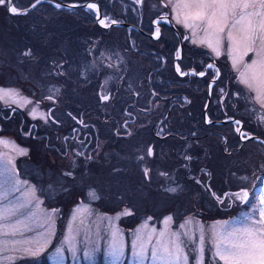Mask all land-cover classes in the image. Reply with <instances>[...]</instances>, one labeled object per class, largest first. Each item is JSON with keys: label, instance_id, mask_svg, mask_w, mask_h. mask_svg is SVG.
Instances as JSON below:
<instances>
[{"label": "rangeland", "instance_id": "374dc122", "mask_svg": "<svg viewBox=\"0 0 264 264\" xmlns=\"http://www.w3.org/2000/svg\"><path fill=\"white\" fill-rule=\"evenodd\" d=\"M124 1H118L115 6L121 7L119 13L125 14L128 8L134 9L136 7L134 4L126 5ZM24 4L28 5L29 3L26 0ZM159 5L163 6L160 2ZM152 6L156 5L153 3ZM69 13L71 14L67 15ZM82 13L78 8L71 12L64 11L61 15L54 7L42 4L32 10L29 15L20 18L0 8V17L3 19L2 25H0V88L13 89L18 93V95L11 97L5 96L4 99L0 100L2 104H12L14 107L21 108L24 112L10 126L12 129L10 133H14V135L0 134V139L12 141L17 146L28 150L27 155L21 156L12 147V144H0V154H3L6 160H13V163L8 167L15 169L19 180L28 182L27 185H19L21 191L13 193L10 199L20 197L27 186L35 185L37 196L42 201L39 212L41 216L44 213L50 215L52 223H45L42 226L39 224L34 225L35 231L29 233V235L34 236L38 232L46 231L48 228L54 230L51 242L43 248L38 256L19 259L16 264H165L162 259L153 256V249L160 239L159 232L166 229L164 220L168 216L173 217V220L167 225L168 233H181V239L184 240L182 246L188 255L187 264H198L201 256L198 241L201 226L207 234L212 226H219L224 221L239 226L237 222L252 214L253 209H256V216L258 217L259 208L262 207L259 201L264 195V144L260 142L243 143L242 153L239 154L242 155L243 161L239 163V166L232 165L235 161L228 157L226 159L228 165L222 167L221 171L219 169L220 163L217 161L214 171L221 173L215 176L218 179L224 180V177H228L230 180L234 177L239 179V183L244 181V184H249L253 173L258 174L260 177V185L251 200H248L246 204H238L233 208L225 209L220 208L219 203H210L212 197L209 190L205 188L204 180L190 185L188 177L185 175L187 171L182 169V164L188 161L185 159L188 156L186 149L188 142L186 140L168 138L166 140L167 144H164L160 150V157L164 159L162 173L169 170L170 174L162 175L163 186L159 189L150 184L153 178H161L160 172L158 174L153 172L150 176L151 181H145L144 176L141 177L138 173L132 175L129 173L128 163L131 160L134 161V155L128 154V141L125 139L113 140V132L102 122L99 138L100 148L94 153V159L89 162H76V156L73 152H68L60 159L47 146V136H44L42 141L30 137L33 143L28 144V138L23 134L30 131L28 127L32 122L42 123L43 119L39 114L47 112L44 103L46 101L50 102L48 100L40 101L41 97L55 94V89L59 88L60 92L57 97L62 98L67 107H73L76 101L79 102L84 98L76 82L68 81L56 74L59 70L62 72L63 70L74 71L82 66L85 69V75H87L88 72H92L94 69L93 63L88 61L90 59L89 50H87L85 44L82 43L81 48H78L79 38L73 37L71 42L72 36L68 32L65 33L70 24L80 25L82 21L78 19L83 18L85 20L87 18ZM138 13L132 11L135 16ZM105 16L108 21L111 19L120 21L117 19L120 15L116 16L107 12ZM179 25L183 27L181 24ZM13 29H16L14 33H12ZM54 29L60 30L63 34L65 33L63 36H68L69 42L58 38L59 41H62L61 45L60 47L54 46L53 58L48 57L50 60L48 61L45 43L51 42L49 32H53L55 35L58 34ZM184 29L191 34L192 41H197L195 44L202 45L199 43L204 35L201 30L198 29L196 35L193 36L192 30ZM83 33L86 32L83 30ZM111 33H107L108 40H116V35ZM17 36L21 38L20 41ZM28 39L35 41L36 53L42 56L37 61L22 57V62L17 58L25 49H28L27 46H30L29 43L24 44L25 40L27 42ZM15 40L18 41L15 42ZM62 53H67V61H65ZM222 53L228 69L234 73L232 78L235 79L236 77L238 82V85L232 84L233 91L230 90L229 100H233L234 96L237 97L242 105L240 111L243 115L250 113L254 119L253 122L260 126V134H264V120L260 119L261 116H264V106L255 102L246 86L240 83L239 72L233 68L231 58L227 56L226 51L222 50ZM109 56L114 59L113 54H109ZM250 56L251 54L244 58L245 63L250 61ZM100 58L102 59V57H99V59L95 57V60L98 65H103ZM36 59H38L37 56ZM158 59L154 57L153 61L147 62L148 70L160 64ZM55 61L61 65L60 69L53 68V62ZM139 66L138 64H130V67H128L129 78L139 76ZM49 71H52V75H47ZM107 77H111V74ZM130 81L133 85H136L133 83L134 79ZM23 85L28 87V93L21 90ZM155 85L158 84L155 83ZM165 86L172 87L170 83ZM232 93H234V96ZM28 100H31L32 103H26ZM82 101L84 104L90 102L86 99ZM33 108L37 112L35 118L30 115ZM23 127H25V130L22 129ZM40 128L44 131L45 125H41ZM165 128L173 129L170 125L165 126ZM174 130L178 131V128H174ZM246 131L249 132L245 128ZM149 134V131L145 133L147 136L143 138V145H141L146 150L149 144V139L147 140ZM51 135L53 140H59L56 134ZM138 150L140 151V149ZM213 151L216 152L215 149ZM217 151H222V148L218 146ZM229 163L232 167L239 168L238 176L227 173L226 167H231ZM168 165L171 169L165 168ZM115 169H120V171L117 172ZM67 172H72L73 175L71 177L65 176L64 174ZM244 177H247V179H243ZM144 183H148V185L144 186ZM169 187H176L178 191L176 193L166 191ZM92 190L97 192L99 199L92 200L89 198L88 193ZM68 198L73 200L68 201ZM199 201L201 203H196ZM85 206L88 207L89 212L78 214L76 210L78 208L83 209ZM124 209H129L132 215H120ZM53 210L55 211L53 212ZM73 216H76L77 219L73 220ZM81 218L84 219L83 225L80 224ZM188 220H191L192 223H187ZM180 224H185V228H180ZM144 225H147V227L142 229ZM69 228L72 229V234L76 237L75 250L63 242L65 237L69 235ZM112 228L119 229L123 234L124 245L119 251H113L109 244ZM138 229H142L145 235L151 232L152 229H156V233L152 236V242L148 244L143 256L140 255L138 248L132 246V241L135 239ZM185 232L193 234L194 241L184 236ZM97 236H99V239ZM213 253L214 249L206 244L203 254L204 264H223L218 258L213 259ZM13 255L23 254L13 253ZM181 264H183V261Z\"/></svg>", "mask_w": 264, "mask_h": 264}, {"label": "flooded vegetation", "instance_id": "af4514ba", "mask_svg": "<svg viewBox=\"0 0 264 264\" xmlns=\"http://www.w3.org/2000/svg\"><path fill=\"white\" fill-rule=\"evenodd\" d=\"M87 1L98 2L105 17V9L99 0L78 2ZM113 1L111 0V3L115 4ZM124 2L126 5H136L134 9L126 10L127 15L123 16L126 19L119 21L130 25H113L106 28L99 23L95 10L79 8V11L80 9L85 11L82 15L87 18L85 20L79 18L78 20L82 21L80 25L70 24L65 33H70L71 42L73 37L79 38L78 48H81L82 43L85 44L89 50L90 59L88 61L93 63L94 69L85 75V69L79 66L74 71L63 70L64 75L60 76L68 81L76 82L84 98L79 102L76 101L73 107H67L65 101L58 97L55 103L46 101L44 104L47 112L51 110L59 122H53L51 118L48 123H45L44 120L41 124L35 121L28 127L30 130L28 132L31 135L22 134L28 138L29 142H31L30 137L42 141L43 137L47 136V146L60 159L68 152H73L76 162H89L94 159V153L100 148L99 138L102 122L113 132V140L125 139L128 141V154L134 155V161L131 160L128 163L129 173L131 175L138 173L141 177H143L144 168L150 169V176L153 172L156 174L163 172L164 159L160 157L159 153L164 144H167L168 138L186 140L188 142L187 155H191L193 159L182 164V169L187 171L185 175L188 177L190 185L204 180L205 188L216 192L217 195L237 193L246 188L250 194L249 200H251L260 185L258 174L253 173L249 184L239 183V179L234 177L230 180L228 177H224V180L215 177L221 174L214 171L217 161L220 163L219 169L228 165L226 161L228 157L235 161L232 165L239 166V163L243 161L242 155H239L242 153V145L251 140L241 139L240 133L235 131L237 127L241 128L242 126L243 132H245L246 121L240 111L242 105L234 93H232L233 100H229L230 90L233 91V89H229L228 82L225 80L226 74L228 75V67L223 63V55L216 57L215 53L206 45L193 43L191 34L176 23L174 13L169 8L160 6L158 0H144L143 5L137 4L135 0H125ZM153 3L156 6H152ZM77 9H58V11L71 12ZM132 11L139 13L135 16ZM58 14L63 15V13ZM161 17L167 18L160 21L161 36L157 39L155 36L157 25L154 21ZM83 30L86 33H83ZM54 31L58 34L49 32L51 42L45 43L48 61H50L49 58H53L54 46L60 47L62 41L69 42V37L63 36L65 33L63 34L58 29H54ZM108 32H112V35L115 34L116 40H108ZM185 37L188 38L185 39ZM58 38H61L62 41H59ZM26 43L30 45L27 48L37 56L38 59L35 61L39 60L42 56L36 53L35 41L28 39L27 42L25 40L24 44ZM178 52L179 57L177 56ZM109 54H113L114 59ZM62 55L67 61V53H62ZM22 57L20 54L17 58L22 61ZM95 57L97 59L102 57L100 60L103 65H98ZM154 57L159 58L160 64L148 70L147 62L153 61ZM131 63L140 65L139 76L129 78L128 67ZM177 64L184 71L190 73L193 70L204 71L205 75L203 77L191 74L180 76L175 71ZM208 64H213L214 67L209 69L207 68ZM216 68L220 69L218 78L215 75ZM110 74L111 77H107ZM105 79L108 81L106 85L104 84ZM131 79L135 80L133 83L136 85L132 84ZM213 81L215 82L213 83ZM155 83L158 84V87ZM167 83H170L172 87L165 86ZM22 87L21 90L29 92L27 86L23 85ZM221 89L223 92L220 91ZM101 93H111V100H100ZM83 99L90 102L84 104ZM22 113L24 112L21 108L14 107L9 103L2 104L0 100V129H2L0 134L14 135V133H10L12 130L10 126L15 119L18 120ZM69 113L72 115L69 116ZM81 120L83 123H80ZM209 120L212 122L209 123ZM234 120H239L241 123L237 125ZM41 125H45L44 131L41 130ZM167 125L172 126L173 129L165 128ZM174 128H178V131ZM22 129L25 130V127ZM147 131L150 133L147 137V140L149 139L147 150L151 148L154 153L151 156H148L146 148L141 146L143 138L147 136L145 135ZM245 133L248 136L253 134L263 136L251 131ZM51 134H56L59 140H53ZM145 144L146 141L144 146ZM218 146L222 148V151H217ZM214 149L216 152L213 151ZM78 153H82V155ZM135 155L137 156L135 157ZM141 156L144 157L143 160L138 159ZM88 157H92V159L89 160ZM59 164L61 166V162ZM229 164L231 165V163ZM165 168L170 167L168 165ZM179 168L181 167L179 166ZM226 168L227 173L239 175L237 173L239 168ZM169 172V170L165 171L167 175L170 174ZM162 179V175L161 178H153L150 185H155L157 189L162 188ZM143 185L146 186L148 183ZM211 197L210 203H219L213 196ZM196 203H201V201ZM238 204H243V202L229 195L225 197V203H219L218 206L225 209L233 208Z\"/></svg>", "mask_w": 264, "mask_h": 264}, {"label": "snow or ice", "instance_id": "6c2138e0", "mask_svg": "<svg viewBox=\"0 0 264 264\" xmlns=\"http://www.w3.org/2000/svg\"><path fill=\"white\" fill-rule=\"evenodd\" d=\"M135 2L143 5L144 0H135ZM159 2L163 7L169 8L174 13L177 24L192 30L193 36L196 35L198 29L201 30L204 35L199 40V43L210 48L216 57H220L223 54L222 50L226 51L227 56L231 58L233 68L239 72L240 83L246 86L249 94L254 97L255 102L264 106V0H159ZM42 3L43 0H29V4L22 9L18 6L17 0H0V7L7 8L11 15L27 16L32 9ZM80 6L78 4L70 5L73 8ZM55 7L60 9L65 7V5L56 3ZM84 7L95 10L98 14L99 23L106 28L119 23L116 19L108 21L106 16L100 18V9L96 3H87ZM166 18L161 17L154 21L157 25L155 29L157 39L161 36L160 21ZM187 38L185 37V39ZM192 42L197 43L196 40ZM249 54H251L250 61L245 63L244 58L249 56ZM21 55L28 60H36V56L31 49H26ZM177 56L179 57V52ZM60 67L61 65L53 62L54 69ZM213 67V64L207 65L209 69ZM175 71L180 76L191 74L203 77L205 75L204 71L197 72L193 70L191 73L184 71L179 64L175 65ZM219 72L220 69L216 68L215 75L217 78L219 77ZM56 74L64 75L63 72H56ZM47 75H52V71H49ZM107 83V80L104 81L105 85ZM220 91L223 92V89ZM59 92L60 89L56 88L55 94L43 96L40 101L48 100L55 103ZM15 95H18L16 90L0 88V99H4L5 96L11 97ZM99 98L102 101H109L112 97L111 93H101ZM26 103L31 104L32 101L28 100ZM30 115L34 118L37 116L35 108L31 110ZM39 115L45 123H48L50 118L53 122H59L51 110L41 112ZM68 115L71 116L72 114L69 113ZM260 119L264 120V116H261ZM208 122L211 123L212 121L209 120ZM80 123H83V121L81 120ZM234 123L239 125L241 121L234 120ZM235 131L240 133L241 139L252 138L242 132L239 127ZM26 135H31V133L27 132ZM0 144H12V147L21 156L28 154L27 149L17 146L12 141L0 139ZM78 154L82 155V153ZM147 155H154L151 148L147 150ZM88 159L91 160L92 157H88ZM139 159L143 160L144 157L141 156ZM185 159L191 161L193 157L188 155ZM12 163V159L6 160L4 155L0 154V264H16L19 259L38 256L54 236L52 228L38 232L34 236L29 235V233L35 231L34 225L51 224L52 217L47 213L41 216L39 206L42 201L37 196L35 185L27 186L20 197L10 199L13 193L21 191L19 185L28 184L27 181L18 179L15 169L8 167ZM115 171L119 172L120 169H115ZM149 173L150 169H143L145 181H150ZM64 175L71 177L73 173L67 172ZM161 175H167V173H161ZM243 179H247V177ZM166 191L176 193L178 189L169 187ZM210 194L220 204H224L225 197L229 195L234 196L243 203H247L249 197V192L243 189L240 192L231 194L217 195L216 192L212 191H210ZM88 196L92 200L100 198L95 190L90 191ZM259 203L262 207L259 208L258 217L256 216V209H253L252 214L237 222L239 226L234 225L232 222L224 221L219 226H212V229L207 234L201 226L198 237L201 256L198 264H204L203 254L206 244L214 249L213 259L218 258L223 264H264V195H262ZM225 206L227 207L228 205ZM76 211L78 214H83L89 212V209L85 206L83 209L78 208ZM120 215H132V212L129 209H124ZM76 219L77 217L73 216V220ZM172 220L173 217L171 216L164 220L166 229L159 232L160 239L153 249V256L162 259L165 264H181L182 261L183 264H187L188 255L182 246L184 240L181 239V233H168L167 225ZM187 223L190 224L192 221L188 220ZM80 224H84L83 218L80 219ZM146 227L147 225H144L142 229ZM179 227L185 228V224H180ZM142 229L137 230L136 237L132 241L133 248H138L141 256L145 253L148 244L152 242L153 234L156 233V229H152L151 232L145 235ZM183 235L194 241L193 234L185 232ZM97 238L99 239V236ZM75 241L76 237L72 234V229L69 228V235L65 237L63 242L75 250ZM109 244L113 251H119L123 248L124 238L119 229H111ZM13 253H22L23 255H13Z\"/></svg>", "mask_w": 264, "mask_h": 264}, {"label": "trees", "instance_id": "16d2710c", "mask_svg": "<svg viewBox=\"0 0 264 264\" xmlns=\"http://www.w3.org/2000/svg\"><path fill=\"white\" fill-rule=\"evenodd\" d=\"M25 1L26 0H17V3H18V5H20V6H22V7H26L27 5H25L24 3H25ZM28 1V3H29V0H27ZM60 1H66V2H72V1H74V0H60ZM100 1V3L102 4V6H103V8L105 9V12L107 13H111V14H115L116 16H119L118 17V19L119 20H121V19H126V17H124L123 18V16L124 15H127V13H125V14H123V13H119L120 12V10H121V7L120 8H118V7H115L116 5H117V3H118V1H120V0H114L113 1V3H115V4H112L111 3V0H99ZM42 4H48L49 6H52V7H54V9H56V10H58L54 5H52V4H50V3H42ZM42 4H40V5H42ZM121 4V3H120ZM39 6V5H38ZM37 6V7H38ZM36 7V8H37ZM0 8H3V9H5V10H7V8H5V7H0ZM35 8V9H36ZM61 10H65V9H67V8H60ZM81 10V12H83V13H85V11H82V9H80ZM31 12V11H30ZM65 12H68V11H65ZM58 13H64V11H58ZM119 14V15H118ZM67 15H69V14H67ZM20 18H22V17H24V16H19ZM3 21V19H1V17H0V25H2L1 24V22ZM129 21V20H128ZM18 24V23H17ZM16 31V29H13V31H12V33H14ZM17 38H19V36H17ZM21 40V38H19V41ZM16 41H18V40H15V42ZM223 63L226 65V67H227V62L224 60V57H223ZM229 66V65H228ZM228 75L226 74V76H227V78H225V80H227V82H228V87H229V89H232V84L233 83H235L236 85H238V82H237V79H236V77H235V79H233L232 78V76H233V72H232V70H230V69H228ZM243 117L245 118V121H246V125H245V128L246 129H248L249 131H251V132H254V133H258V134H260L261 133V131H260V126H259V124H257L256 122H253V118L251 117V115L250 114H244L243 115ZM259 131V132H258ZM263 136H264V134H262ZM240 142V141H239ZM248 142H260V143H262V144H264L262 141H259V140H256V139H251L250 141H248ZM33 142H29V144L31 145ZM247 143V142H246ZM246 143H244V144H246ZM240 144V143H239ZM244 145H242V147H243ZM231 167H232V165H231ZM62 171H63V169H62ZM60 172H61V168H60ZM243 183V182H242ZM67 188H69V187H67ZM66 190V189H65ZM65 190H63V191H65ZM66 192H68L67 190H66ZM73 199H69L68 198V201H72ZM68 206V205H67Z\"/></svg>", "mask_w": 264, "mask_h": 264}, {"label": "water", "instance_id": "95a60500", "mask_svg": "<svg viewBox=\"0 0 264 264\" xmlns=\"http://www.w3.org/2000/svg\"><path fill=\"white\" fill-rule=\"evenodd\" d=\"M43 3H50V4L54 5V6H55L56 3H62V4L65 5L64 8L72 9L73 7H70V5H72V4H78V5H81L80 6L81 8H86V7H84V5H86L87 3H93V2L92 1H87V2H66V1H60V0H43ZM94 3H96L99 6V9H100V11H99V17L100 18H103V11H102L101 5L98 2H94ZM23 8L24 7H22V9ZM98 21H99V19H98ZM116 25H130V24L129 23H126V22H119ZM131 26H133V25H131ZM135 28H137V27H135ZM241 131L243 132V127L242 126H241ZM250 136L252 137L251 139H258V140H261V141L264 142V137L263 136L256 135V134H253V135H250ZM243 190L248 191V189H246V188L243 189ZM249 198H250V194H249L248 200H249Z\"/></svg>", "mask_w": 264, "mask_h": 264}]
</instances>
